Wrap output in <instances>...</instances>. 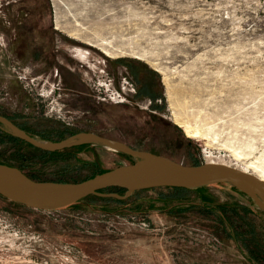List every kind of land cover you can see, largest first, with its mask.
<instances>
[{
    "label": "rangeland",
    "instance_id": "obj_1",
    "mask_svg": "<svg viewBox=\"0 0 264 264\" xmlns=\"http://www.w3.org/2000/svg\"><path fill=\"white\" fill-rule=\"evenodd\" d=\"M17 71L38 77L45 96ZM99 83L126 98L100 99ZM0 114L46 140L91 131L185 164L260 173L250 163L264 164V0H0ZM176 116L210 135L189 137ZM75 146L44 151L0 125V162L39 180L134 161ZM122 200L36 209L0 194V264H264V212L229 182Z\"/></svg>",
    "mask_w": 264,
    "mask_h": 264
},
{
    "label": "water",
    "instance_id": "obj_2",
    "mask_svg": "<svg viewBox=\"0 0 264 264\" xmlns=\"http://www.w3.org/2000/svg\"><path fill=\"white\" fill-rule=\"evenodd\" d=\"M0 125L13 136L46 151L62 150L83 143H97L134 158L131 163L121 164L82 181L35 180L19 167L0 162V194L32 208L65 207L90 195L127 199L143 189L196 188L229 182L252 198L264 212V180L230 164L209 161L198 165L185 164L158 153L133 148L91 131H80L58 141L46 140L31 135L2 114ZM117 187L125 189L124 193H119ZM104 189L109 190L103 191Z\"/></svg>",
    "mask_w": 264,
    "mask_h": 264
},
{
    "label": "bare ground",
    "instance_id": "obj_3",
    "mask_svg": "<svg viewBox=\"0 0 264 264\" xmlns=\"http://www.w3.org/2000/svg\"><path fill=\"white\" fill-rule=\"evenodd\" d=\"M71 35H72V37L74 38V39H79V40H82L81 38H83V37H81L80 35H79V33H77V32H71ZM88 43H91L89 40H86ZM100 48H101V50L103 51V52H105L106 54H117L118 52H116V51H114L113 49H111L108 45H105L104 43H100ZM73 50L76 52V54H78L79 56H80V58L82 57V58H87V52H86V50H84L82 47H80V46H75L74 48H73ZM78 55H76V56H78ZM79 58V57H78ZM175 121H176V123L180 126V127H182L183 128V130L185 131V133L189 136V137H192V138H197V139H207V137L210 135V132L206 129V128H204V127H202V126H200V125H194V124H192L191 122H189L188 120H184V119H181V118H179L178 116H176V118H175ZM209 162H214V161H209ZM250 164H253V165H255V167L257 168H262L261 169V172L259 173V172H257L255 169L254 170H251V169H249V168H247V166L246 167H244V168H241V169H243V170H245V171H249V172H251V173H253V174H255V175H257L258 177H260L261 179H263L264 180V164L261 162V163H255L254 161H252ZM250 166V165H249ZM239 168V167H238ZM257 168V169H258ZM259 168V169H260Z\"/></svg>",
    "mask_w": 264,
    "mask_h": 264
},
{
    "label": "built area",
    "instance_id": "obj_4",
    "mask_svg": "<svg viewBox=\"0 0 264 264\" xmlns=\"http://www.w3.org/2000/svg\"><path fill=\"white\" fill-rule=\"evenodd\" d=\"M17 70V69H15ZM19 74L20 79L23 81L25 87L29 88V90L31 91H36V93L40 96H45L46 94V89L44 87H39V79L38 77H30L29 75H27L24 71H17ZM100 84V90L104 87V91H100V95L98 96L100 99H106L107 97L116 100V101H123L126 97L123 93V91H121L120 89L114 88H105V84L104 83H99ZM123 88L125 87V85H122ZM110 92H107V90H110ZM53 110V109H51ZM50 110V111H51Z\"/></svg>",
    "mask_w": 264,
    "mask_h": 264
},
{
    "label": "trees",
    "instance_id": "obj_5",
    "mask_svg": "<svg viewBox=\"0 0 264 264\" xmlns=\"http://www.w3.org/2000/svg\"><path fill=\"white\" fill-rule=\"evenodd\" d=\"M15 138H19V137H16V136H14ZM19 139H21V138H19ZM21 140H23V139H21ZM25 141V140H24ZM28 143V142H27ZM30 144V143H29ZM32 145V144H31ZM81 145H83V144H80V145H76V146H81ZM75 146V147H76ZM69 148V147H68ZM68 148H65V149H68ZM42 150V149H41ZM62 150H64V149H62ZM44 151H46V150H44ZM57 151H59V150H57ZM49 152H51V151H49ZM203 163V162H202ZM8 164H10V163H8ZM195 164H201V162H195ZM10 165H13V164H10ZM17 167H19L21 170H23V167L22 166H17ZM108 170V169H107ZM24 171V170H23ZM104 171H106V170H103V171H101V172H99V173H102V172H104ZM25 172V171H24ZM26 173V172H25ZM27 174V173H26ZM96 174H98V173H96ZM96 174H93L92 176H90V177H93L94 175H96ZM28 176H30L29 174H27ZM31 177V176H30ZM90 177H88V178H90ZM31 178H33V179H35V180H39V179H37V178H35L34 176H32ZM85 179H87V178H85ZM84 180V179H83ZM80 181H82V180H80ZM207 185H203V186H200V187H196V188H184V187H164V188H168V189H172V190H174V191H180V192H182V193H184V192H189V191H191V190H202L203 188H205ZM159 188H163V187H159ZM109 189H104L103 191H108ZM116 190L117 191H119V192H124V190L125 189H123V188H119V187H117L116 188ZM240 190V189H239ZM137 192V191H136ZM88 197H98V198H102V199H104V200H115V201H118V202H123V200L122 199H116L115 197H101V196H97V195H90V196H87V197H85V198H83V199H86V198H88ZM82 200V199H81Z\"/></svg>",
    "mask_w": 264,
    "mask_h": 264
}]
</instances>
